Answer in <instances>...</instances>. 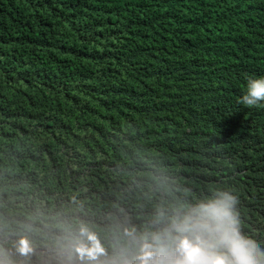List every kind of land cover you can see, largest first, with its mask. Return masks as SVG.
<instances>
[{
  "label": "trees",
  "instance_id": "16d2710c",
  "mask_svg": "<svg viewBox=\"0 0 264 264\" xmlns=\"http://www.w3.org/2000/svg\"><path fill=\"white\" fill-rule=\"evenodd\" d=\"M264 0H0V264H184L237 198L264 250Z\"/></svg>",
  "mask_w": 264,
  "mask_h": 264
},
{
  "label": "clouds",
  "instance_id": "9594fccd",
  "mask_svg": "<svg viewBox=\"0 0 264 264\" xmlns=\"http://www.w3.org/2000/svg\"><path fill=\"white\" fill-rule=\"evenodd\" d=\"M264 101V78L249 80L241 103L251 108ZM237 198L221 193L220 198L199 204L181 227L197 230L211 241L198 245V251L186 253L184 264H264V250L255 240L242 235L238 213L233 209Z\"/></svg>",
  "mask_w": 264,
  "mask_h": 264
}]
</instances>
